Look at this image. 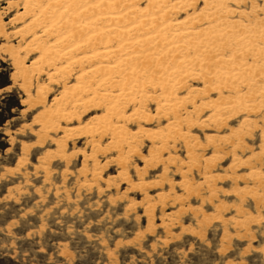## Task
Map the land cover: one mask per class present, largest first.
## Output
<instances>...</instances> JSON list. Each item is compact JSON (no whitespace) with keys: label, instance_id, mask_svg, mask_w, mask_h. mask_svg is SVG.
<instances>
[{"label":"rangeland","instance_id":"374dc122","mask_svg":"<svg viewBox=\"0 0 264 264\" xmlns=\"http://www.w3.org/2000/svg\"><path fill=\"white\" fill-rule=\"evenodd\" d=\"M174 2L170 0L168 7ZM33 3L0 0V19L5 24L0 33V264H264V65L261 60L254 63L250 43L243 45L246 70L238 75L233 67L228 90H216L201 77H192L176 91L178 98L187 99L177 111L185 142L171 131L166 144L141 133L136 142L117 145L119 139L96 130L103 125L105 108L89 109L80 122H61L69 136L50 130L43 138V122L34 120L43 108L61 100L67 85L73 92L69 97L73 95L83 68L105 64H72L63 78L59 73L51 80L48 75L54 71L39 61L40 54L25 50L33 36L31 24L42 19ZM44 3L51 5L48 0ZM145 4L141 1L140 7ZM27 6L31 12L25 14ZM203 6V0H197L170 22L198 14ZM228 6L236 12L229 18L235 54L241 30L264 48L260 39L264 0ZM48 17L45 25L50 27L53 20ZM255 22L262 31L254 33ZM206 26L204 20L192 25L198 32ZM34 33L41 35L40 29ZM89 53L77 50L71 61L91 57ZM18 63L29 68L28 86L18 75ZM111 63L110 59L107 65ZM255 65L263 73L254 72ZM64 66L66 61L61 63ZM257 84L262 87L259 93ZM39 86L43 87L40 98ZM219 91L236 105L232 113L219 116L207 104L217 101ZM110 92L120 95L118 90ZM160 93L159 87L147 86L146 96L157 100L140 102L137 95L126 105L125 116L134 117L120 124L124 130L135 136L140 129L168 134L174 114L157 115L158 104L165 103ZM69 104L63 109L70 106L69 110ZM196 106L199 109L194 111ZM137 109L153 119L146 121ZM186 117L202 127L187 125ZM193 137L200 148L193 146ZM135 151L149 162L145 165Z\"/></svg>","mask_w":264,"mask_h":264},{"label":"bare ground","instance_id":"6f19581e","mask_svg":"<svg viewBox=\"0 0 264 264\" xmlns=\"http://www.w3.org/2000/svg\"><path fill=\"white\" fill-rule=\"evenodd\" d=\"M48 1L51 4L50 7L44 5L45 0H34L32 6L38 8L40 11L39 16L41 15L42 19L49 16L48 18L51 17L50 19L53 20V23L48 27L45 25L46 19H44L46 21L42 22L43 20L39 17L41 20L34 23L32 20L31 33L33 36L29 46L25 50L40 54L39 61L44 62L43 65L47 66V69L54 71V73L49 72L51 75L48 76L51 80L56 75L58 76L59 73H61L62 77V73L69 70L72 64L78 65V63L82 64L89 61L95 63V61H100L101 64L104 62L105 65L95 67V64L94 68L88 71H85L86 68H83L85 70L78 77V86L73 85L75 93L69 97V91L72 88H67V85L63 88L62 101L55 99L48 107L43 108V112L34 119L35 121L43 122L42 129L45 130V135H42L43 138H47V132L50 130H62L63 134L69 136L68 131H66L67 129L61 128V122L71 123L74 120L80 122L84 113L89 109L105 108L106 116L103 121L102 119L100 120L103 122L100 124L103 125L100 128L97 125L99 129L96 130L99 135L109 134L111 138L119 139L117 145L121 142L129 145V140L134 141L138 137V134L141 133H147L148 137L162 139L166 144V139L171 135V131L185 142L187 137L181 134L180 125L182 124H180V116L177 111L180 105L186 102L187 99L178 98L176 91L185 85L187 78L201 77L216 90L222 88L228 90V87L232 86L233 67H237L236 72L238 75H243L246 70L243 45L245 48L248 42L255 52L253 55L255 57L254 63L257 64L261 60L262 65H264V48H260L254 43V36H248L247 32L241 30L235 39L237 40L236 47H238V53L235 54V49L231 48V38L234 31L232 30L229 18L236 14V12L231 10L228 4H241L242 0H203L204 6L198 14H192L187 19L179 22L176 21V23L175 21L171 23L170 18L178 12H182L184 9L196 4L197 0H175L170 7H168L170 0ZM141 1L146 3L143 8L140 7ZM28 2L26 4L30 5ZM12 5L9 6L11 7ZM29 11L30 8L27 6L24 12L26 14ZM242 14L239 13L240 16ZM199 20L206 21L208 26L198 32L195 31L192 25ZM4 25L0 19V33L3 32ZM253 26L254 33L263 30L257 22ZM36 29H40L41 35L36 36L34 33ZM26 33L30 34V32ZM44 36L46 38L43 40ZM41 37L43 41L39 39ZM137 37H141L142 39L137 40ZM260 39L264 40V37H260ZM163 49H166V52ZM77 50L83 52L90 51L91 57L87 55V57H83L82 60L76 63L71 61L72 54ZM110 59L114 61V66L112 63L111 67L107 65ZM65 61L68 66L61 68V63ZM93 63L91 64L93 65ZM37 64L39 65V63ZM40 67L43 68L42 66ZM255 67L254 72H258V75H260V71L263 73L261 68L258 69L257 65ZM17 68L18 75L23 79V85L28 86L31 78L29 68L24 67L21 63L17 64ZM32 71L35 70L33 69ZM69 73L70 71L65 76H68ZM212 83H215V85ZM146 85L160 88V96L164 99L165 103L158 104L157 115H164L166 112L174 114L173 121L167 125L168 130L170 129L167 135L163 133L161 135V133L156 132L150 133L148 130L140 129L134 133L136 134L135 136L130 134L128 130H124L125 125H120L121 123L130 122L132 117H134L132 115L129 117L125 116V107L129 103L135 102L137 95L140 97L138 100L140 102H145L148 98L154 101L157 100L155 97L146 96ZM110 89L113 92L118 90L120 95L116 94L118 97L113 95ZM25 90L30 99L29 90ZM41 90H43V87L39 86L36 92V96L39 98L41 97ZM255 90L256 93H259L262 87L257 84ZM191 93L193 91L189 92L188 96ZM218 93L217 101L207 104H211L219 116L222 112L232 113L236 105L232 101L230 103L229 99L224 97L220 91ZM236 93L238 94L237 91ZM118 98H122V100H117ZM241 100L242 98H239V106L242 107L243 103ZM31 101L33 100L31 99ZM63 101L64 104L62 103ZM66 103H70L69 105H71L69 110L66 109L70 106L63 109ZM193 109L197 111L199 107L196 106ZM136 111L137 113L140 112V117L145 118L146 121L153 119L141 110L138 111L137 109ZM184 121L187 125L190 124L191 127L196 126L199 128L203 125L197 121H192L189 117H186ZM219 123H221L220 120H218V125ZM96 130L93 128V131ZM211 138L208 137L206 140L210 142ZM115 139L112 140L115 141ZM193 140L194 147L197 148L201 145L197 138L193 137ZM187 145L189 146V144ZM130 152H132V149ZM135 154H138L137 151H135ZM138 157H140L145 165L149 162V160L146 162L140 154H138ZM91 174L93 175V173ZM256 174L255 172L254 174L252 173L253 176ZM160 198L162 199L163 196L160 195Z\"/></svg>","mask_w":264,"mask_h":264}]
</instances>
